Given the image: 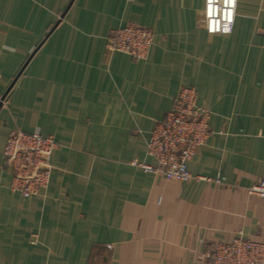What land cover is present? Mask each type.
Listing matches in <instances>:
<instances>
[{
    "label": "crops",
    "instance_id": "0c3cea01",
    "mask_svg": "<svg viewBox=\"0 0 264 264\" xmlns=\"http://www.w3.org/2000/svg\"><path fill=\"white\" fill-rule=\"evenodd\" d=\"M206 0H0V264H212L238 235L264 242V0H237L232 32L205 26ZM153 30L137 59L114 29ZM184 86L210 134L168 179L148 141ZM15 128L53 136L47 190L11 189ZM220 179L223 183H219Z\"/></svg>",
    "mask_w": 264,
    "mask_h": 264
},
{
    "label": "built area",
    "instance_id": "2783aa9c",
    "mask_svg": "<svg viewBox=\"0 0 264 264\" xmlns=\"http://www.w3.org/2000/svg\"><path fill=\"white\" fill-rule=\"evenodd\" d=\"M236 5L237 0H206L207 30L222 34L232 32ZM153 41L152 29L128 23L113 30L107 47L112 52L121 51L144 59ZM8 93L0 94L1 107L7 104ZM210 116V110L198 104L197 90L182 87L165 117L155 123L148 141V154L157 164H145L144 168L162 172L168 179H201L190 172L188 162L209 137ZM59 146L53 136L20 128L11 130L4 147L5 161L13 172L11 189L27 198L47 190L54 168L51 156ZM216 181L223 183L220 179ZM246 189L250 194L264 198V179ZM202 258L211 260L212 264H264V242L240 234L232 242H218L209 247Z\"/></svg>",
    "mask_w": 264,
    "mask_h": 264
},
{
    "label": "water",
    "instance_id": "95a60500",
    "mask_svg": "<svg viewBox=\"0 0 264 264\" xmlns=\"http://www.w3.org/2000/svg\"><path fill=\"white\" fill-rule=\"evenodd\" d=\"M8 92H6L5 94H7Z\"/></svg>",
    "mask_w": 264,
    "mask_h": 264
},
{
    "label": "rangeland",
    "instance_id": "374dc122",
    "mask_svg": "<svg viewBox=\"0 0 264 264\" xmlns=\"http://www.w3.org/2000/svg\"><path fill=\"white\" fill-rule=\"evenodd\" d=\"M0 108H1V106H0Z\"/></svg>",
    "mask_w": 264,
    "mask_h": 264
}]
</instances>
